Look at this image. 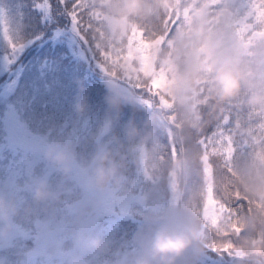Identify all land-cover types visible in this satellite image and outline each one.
<instances>
[{"label": "rangeland", "instance_id": "obj_1", "mask_svg": "<svg viewBox=\"0 0 264 264\" xmlns=\"http://www.w3.org/2000/svg\"><path fill=\"white\" fill-rule=\"evenodd\" d=\"M55 2L51 0L49 14L47 10L36 7V0H0V8L4 10L3 22L9 34L23 44L22 51L13 57L15 62L9 66L11 53L0 34V148L3 151L0 155V195L10 196L17 203L31 205L34 209L30 215L14 218L10 232L13 243L8 241L6 244L5 238L0 239V264L25 263L24 259L33 258L30 256L43 249H49L48 253L55 249L56 255L60 251V256L70 248L77 255L80 251L74 245L73 222L88 200L81 182V170L78 168L70 179L61 177L44 159L45 148L50 144L69 145L75 150L78 160L86 163L97 149L116 145L121 133L114 130L112 124L121 125L132 113H135L138 124H142L144 118L141 108L139 112H129L125 107L119 121L110 113L104 97H101L105 94L107 83L91 76L86 62L75 63L78 57L74 51L76 43L64 27L57 34L51 29L59 25L62 17ZM62 21L64 25L63 18ZM46 31L49 32L47 36ZM74 67L78 71H72ZM86 86L92 89V96L86 93ZM90 88L87 89L90 91ZM78 103L85 105L83 114L75 110ZM123 113L129 117L121 122ZM80 121L89 122L87 128L79 127ZM215 123L211 127L210 123L207 128L211 131ZM9 129H15L11 139ZM206 130L203 132L206 133ZM155 136L161 146L168 148L165 130ZM136 149L127 148L121 153L126 166V187L109 191L86 215L95 222L94 232L107 221L115 223H108L101 232L106 234L103 237L105 250L82 253L84 264L120 263L127 254L137 250L127 221L138 225L149 210L158 212L173 204L169 187L165 189L161 181L154 183L146 179L143 167H139L141 160ZM239 157L245 160L244 154H239ZM195 176L198 177L197 172ZM35 179H47L53 189L64 192L61 201L33 203L31 193ZM192 184V189H197L198 179ZM25 229L33 231L30 233L32 236L27 243L22 240L21 243L18 236ZM38 231L42 232L34 233ZM20 244L24 247H18ZM25 247L30 256L26 254ZM225 258L224 264H231V259L228 256ZM53 264H56L54 260ZM245 264H261V261L249 260Z\"/></svg>", "mask_w": 264, "mask_h": 264}, {"label": "clouds", "instance_id": "obj_2", "mask_svg": "<svg viewBox=\"0 0 264 264\" xmlns=\"http://www.w3.org/2000/svg\"><path fill=\"white\" fill-rule=\"evenodd\" d=\"M166 0H95L96 8L110 19L106 28L108 37L114 43H123L133 28L150 27L158 29ZM171 42V66L169 70L168 97L170 108L161 109L153 104L143 108L144 118L138 124L132 116L120 125V138L112 148L97 149L86 163L78 160L75 150L69 145L50 144L44 150V159L56 173L70 179L81 170L83 190L87 202L74 218V244L82 253L103 252L104 238L91 232L84 224V218L95 209L100 199L111 190L124 189L128 183L126 166L121 155L127 148H142V161L158 165L154 175L166 181L170 163L167 148L159 144L154 135L156 129L168 131L169 117L175 118L177 143L183 142L184 153L196 169L198 151L196 139L213 122L220 120L228 105H240L247 110H264V44L252 50L251 57L232 47L231 36L226 31L223 39L209 35L204 28L203 17L197 19L191 33L173 32ZM168 57V49L161 52ZM201 84H207L206 93L200 95ZM104 102L110 113L119 121L125 107L134 108L131 100L118 88H105ZM78 114L85 112V105L76 104ZM247 121L240 120L237 133L246 128ZM158 145V150H153ZM164 155V161L160 157ZM119 157V159L117 158ZM216 163V183L224 195V186L239 190L250 200L260 203L252 213H242L243 227L249 235L264 233V164L242 161L239 175L232 178L226 174L219 162ZM251 172L252 179H243ZM257 176L259 178H257ZM65 193L53 189L47 179H35L31 199L33 203H58ZM197 192L182 197L178 202L158 212L149 210L140 219L133 234L136 252L127 259V264H180L191 253L199 256L204 252L201 246V221L194 206ZM34 212L31 205H21L10 196L0 195V239L6 238L13 229L14 218ZM52 255L56 250L51 251ZM255 261L264 262V253L253 256ZM67 264H84L83 255L69 257Z\"/></svg>", "mask_w": 264, "mask_h": 264}, {"label": "snow or ice", "instance_id": "obj_3", "mask_svg": "<svg viewBox=\"0 0 264 264\" xmlns=\"http://www.w3.org/2000/svg\"><path fill=\"white\" fill-rule=\"evenodd\" d=\"M59 15L66 17L68 27L76 40L74 51L78 54L76 64L84 61L94 67L107 85L121 90L134 106L151 108L153 104L161 109L170 108L168 97L169 70L171 66V42L173 32L191 33L198 18L203 17L204 28L209 35L221 40L226 31L231 36L232 47L251 57L258 45L264 44V0H166L164 12L158 29L145 27L133 28L123 43H114L107 35L109 17L97 10L95 0H57ZM36 7L51 14V0H36ZM0 34L3 35L13 57L22 51L23 44L14 40L3 22L0 10ZM168 49V57L162 58L161 52ZM63 63V62H62ZM7 70V69H6ZM68 69L66 68L65 71ZM78 71L77 67L71 69ZM207 91V84H201L200 95ZM228 105L220 120L210 132H202L196 139L198 151L196 170L198 172L197 200L194 211L201 221L200 238L204 249V264H212L210 253L217 258L227 255L231 264H245L253 256L264 253V233L249 236L243 227L242 213L250 214L253 208H260V203L250 200L230 185L224 186V195L216 183V163L222 166L232 178L239 175L235 163L239 154H244L245 161L252 160L253 166L264 164V110H247L246 128L237 133L231 109ZM235 107L243 109L242 102ZM131 116L135 118V113ZM129 115L123 113L121 122ZM169 145L167 157L170 168L167 183L173 194V203L183 197V185L192 165L184 153L183 142L177 143L175 118L169 117ZM15 129H9V139ZM153 145V150H158ZM147 151V145L136 149ZM165 156L160 157L164 161ZM143 172L149 181L159 182L160 176L154 175L158 165L151 168L147 161ZM249 172L243 179H252ZM257 178H259L257 176Z\"/></svg>", "mask_w": 264, "mask_h": 264}, {"label": "trees", "instance_id": "obj_4", "mask_svg": "<svg viewBox=\"0 0 264 264\" xmlns=\"http://www.w3.org/2000/svg\"><path fill=\"white\" fill-rule=\"evenodd\" d=\"M56 2L55 3H57V0H55ZM0 10H2V13H3V20L5 19L4 18V10L2 9V8H0ZM60 17H61V15H59ZM62 18H63V20H64V25H63V21H62ZM63 27H64V31L65 32H68L69 34H71L72 35V33H71V31H70V29H69V27H68V21H67V19H66V17H64V16H62L61 17V20H60V22H59V25L58 26H55V27H53V28H51L52 30H54V33L55 34H57V33H60L61 32V30L63 29ZM51 30V31H52ZM50 31V32H51ZM48 31H46V36L48 35ZM73 36V35H72ZM74 38V37H73ZM74 41H75V43H76V40H75V38H74ZM86 65H87V69H88V72H89V74L91 75V76H94V77H97L98 79H100L101 78V80H104L103 79V77L101 76V74L94 68V67H92V66H90V64L89 63H87L86 62ZM87 88H90V87H87L86 86V93H88V94H90L91 96L93 95V92L91 93V91H92V89L90 88V91L87 89ZM94 97V96H93ZM101 97H104L102 94H101ZM127 111H129V112H139L140 111V109H139V107L138 106H135L134 108H129V107H127ZM231 111H232V116H233V119H234V121L233 122H235V120L236 119H240V120H245V118H246V116H247V109H240V108H237V107H233L232 109H231ZM80 117H81V120H83V118H82V115H80ZM89 122H85V121H80V126L79 127H84V128H87V124H88ZM214 124V122L210 125V127L212 126ZM112 126V128L114 129V130H116V131H118V132H120V125H116V124H112L111 125ZM206 131L207 132H209L210 131V128H207L206 127ZM163 131V129H156L155 131H154V135H158V134H161V132ZM19 132H21V129H19ZM167 132V131H166ZM116 135H118V134H116ZM162 138V137H161ZM1 153H3V151H2V148H0V155H1ZM237 160L235 161V163L239 166V164L243 161L240 157H239V155H237ZM139 167H141V166H139ZM196 172H197V170L196 169H192L191 171H190V173L188 174V177H187V179H186V182H185V184L183 185V197H185V196H187V194L188 193H190V194H192V193H194L197 189H192V183L193 182H195L197 179H198V177H196L195 176V174H196ZM197 175H198V172H197ZM163 183V188H165V189H167L168 188V183H167V181H163L162 182ZM168 196H169V198H171V193L169 192V194H168ZM110 220H112V218H110ZM115 223V221L114 222H112V221H107V223H105V225L103 224L101 227H100V225H99V227L97 228V230H96V232L95 233H100V235L102 236V237H104L105 235H103V234H101V232H102V230H103V227H106L107 225H108V223ZM94 221H92V219H90V217H86V218H84V224H85V226L87 227V229L89 230V231H91V232H94ZM127 227H128V229L129 228H131V231L130 232H132V234H134L135 232H136V230H137V225H136V223L135 222H130V221H127ZM53 227V226H52ZM33 232V231H32ZM31 231H29L28 229H25L22 233H20V235L18 236V238L20 239V242H21V240L23 241V243H27L28 241H29V239L31 238V234L30 233H32ZM42 231H38V232H34L35 234H38V233H41ZM8 237H10V239L8 240L7 238ZM36 238V237H35ZM5 242H6V244L8 243V241L9 242H12L13 243V241H14V238H13V235L12 234H10L9 233V235L5 238V240H4ZM22 243V242H21ZM17 244H14V246H16ZM75 245V244H74ZM76 246V245H75ZM18 247H24L22 244H20ZM49 248V247H48ZM25 249H26V254L28 255V256H30L29 255V250H28V248H26L25 247ZM44 250V249H43ZM41 250V252H37V253H35L34 255H32V256H30V257H33V258H31V259H24L26 262L25 263H22V262H20V264H53V260H54V262L56 263V264H67V257H66V255H67V253H70V255H67V256H69V257H73V256H76L77 255V252H74L73 251V249L72 248H70L68 251H65V252H63L62 253V255L60 256L59 254H58V252H60V251H58L57 252V255L55 254V255H52V254H50V253H48V251H49V249L48 250ZM135 252L136 251H131V253H129V254H127L126 255V257H124L123 258V260L120 262V263H117V264H127V259L131 256V255H134L135 254ZM79 255H82V252H81V250L80 251H78V255L77 256H79ZM225 256H227V255H225ZM225 256L223 257V258H217L216 257V254H214V253H210L209 254V257L212 259V264H214L215 262H218V264H224V260H227L226 258H225ZM65 260V261H64ZM251 260H253L254 261V259L252 258ZM182 261H185V262H187L188 263V261H190V262H198L199 264H202V263H204V257L202 256V254H200L199 256H192V254L191 253H189ZM181 261V262H182ZM230 262H231V260H230ZM256 263L257 262H259V261H255ZM189 264V263H188ZM261 264H264V262H261Z\"/></svg>", "mask_w": 264, "mask_h": 264}]
</instances>
